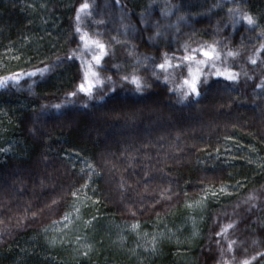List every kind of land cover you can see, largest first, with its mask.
Wrapping results in <instances>:
<instances>
[{
    "label": "trees",
    "instance_id": "16d2710c",
    "mask_svg": "<svg viewBox=\"0 0 264 264\" xmlns=\"http://www.w3.org/2000/svg\"><path fill=\"white\" fill-rule=\"evenodd\" d=\"M84 2L92 8L81 14L82 31L112 53L97 98L50 107L74 90L79 61L35 84L25 78L0 88V264H127L126 254L137 264H223L231 254L216 253L215 240L224 247L228 241L215 226L231 213L228 232L245 229L248 253L263 250L252 241H264V52L256 65L248 60L264 43L260 29L249 31L245 21L234 26L229 0H0V76L65 57L76 47L75 17ZM242 10L264 25V0H243ZM213 42L221 50L217 66L238 72V81L213 76L199 102L180 103L152 76L164 52L181 56L185 44ZM228 50L240 55L227 57ZM133 70L152 84L142 94L120 80ZM172 79L179 85V72ZM83 200L119 243L85 244L88 253L57 246L59 234L48 230L65 213L72 221ZM136 223V234L122 230ZM138 235L156 243L154 252L139 253Z\"/></svg>",
    "mask_w": 264,
    "mask_h": 264
},
{
    "label": "snow or ice",
    "instance_id": "6c2138e0",
    "mask_svg": "<svg viewBox=\"0 0 264 264\" xmlns=\"http://www.w3.org/2000/svg\"><path fill=\"white\" fill-rule=\"evenodd\" d=\"M229 2L234 4V7L229 8L227 11L230 15L231 22L235 26L241 21H245L249 31H255L260 29L259 37L264 39V25H261L259 20L254 17L249 12H244L243 0H229ZM221 4H216L214 7H221ZM92 5L88 2H84L79 6L77 10V15L75 17L76 26L74 28V35L76 36V47L72 48L65 57H57L56 61L49 65L45 64L42 68H35L30 72H19L12 73L7 76H0V88H7L10 84L12 86H19L21 79H30L32 83L35 84L36 77L44 78L48 73L55 71V68L67 61H79L77 68L79 72L78 82L74 90L66 93L64 102L61 104H53L50 107L60 111L62 108L69 104L76 102L77 97H87L89 101L97 98V92L102 90L104 87V79L101 77V72L106 69V58L112 55L109 45L102 42L98 38H93L89 33L82 31L80 23L82 20L81 14L90 15V9ZM97 37L99 33L96 34ZM157 36L160 35L159 31L156 33ZM119 43V41H116ZM218 42L201 44L196 48H191L188 44L183 46V55L176 56L175 53L169 55V53L164 52L161 56L160 62H154L152 64L151 74L156 80H161L165 85H168V91L178 93V102L183 103L188 101L189 97H193L196 102H199V98L203 95L206 86L208 85L209 79L213 76L223 78L227 81H238L240 74L235 72L230 67H218L217 62H221V50L217 47ZM264 52V43L260 44L257 52H254L252 56L248 57L251 64L256 65L258 63L259 53ZM130 55L132 53H129ZM227 57H238L240 55L239 51L228 50L226 53ZM153 59L151 57H145V60ZM259 62L264 63V57H259ZM43 63V62H42ZM137 64L142 62L137 60ZM114 67L119 68L118 65ZM206 69H211L206 71ZM159 70V71H158ZM179 72L181 77V82L179 85L172 87L173 79L175 74ZM247 75V73H245ZM107 80L111 82L110 90L112 92L116 91L117 83L112 80V77H107ZM120 80L131 84L134 86V90L138 93H143L147 89L152 87L146 79L136 74V71L128 74L120 75ZM123 87V84L120 85ZM264 89V81L258 85ZM100 96L99 99H103ZM83 107L87 108L88 104L85 103ZM48 105L42 106V111L48 109ZM91 171H95L93 166L89 165ZM83 171V170H82ZM88 180L91 181V175H88ZM88 185L85 183L82 188L87 189ZM80 189H77L72 193L76 196ZM224 191L223 188L220 190ZM212 195H216L215 192ZM254 196H250L249 199H254ZM203 199H207L204 197ZM191 206V205H187ZM135 216V213H131ZM63 220H68V214L62 218ZM139 227V224H133L132 228L135 230ZM235 224L229 223L223 225L220 231L216 232L218 237H225L229 229H233ZM219 243V241H218ZM237 241L230 240L228 242L227 253L231 254V260H224L223 264H264V251L257 250L252 254L248 253V248L243 246V242L237 247ZM253 246L264 247V241H252ZM225 250L221 249V257L225 256ZM86 255V253H85Z\"/></svg>",
    "mask_w": 264,
    "mask_h": 264
},
{
    "label": "rangeland",
    "instance_id": "374dc122",
    "mask_svg": "<svg viewBox=\"0 0 264 264\" xmlns=\"http://www.w3.org/2000/svg\"><path fill=\"white\" fill-rule=\"evenodd\" d=\"M75 100H77L75 98ZM113 192L116 193V195H118L119 193V188L114 187ZM88 199V198H87ZM120 203V201H119ZM121 204V203H120ZM203 205L200 204L199 207L195 210H193V214H196L198 210H201V207ZM95 209L94 207L90 204V202H88L87 200H83V202L78 206V209L76 211V216H74L73 220L71 221L70 218H68V220H63L61 223L54 225L51 229L48 230L49 233H57L58 235V243L57 246L58 247H64L65 252H75V253H80L81 251L88 253L89 250H91L90 247H84L85 244L87 245H103V246H114L115 244V239L117 238V236H113L112 234L108 235L106 234V230H102L101 229V223H100V218H98V216L96 215V213H94ZM237 212L235 213L236 215L238 214V210H236ZM242 214L244 211H241ZM231 213V212H230ZM233 213L229 214L228 216H232ZM227 215H223L221 216L222 218H220V220L218 221V223L216 224V228L218 227L217 231H220L221 227L223 225L229 224L228 223V217ZM224 220V221H223ZM124 231H130L134 234L135 231L132 227L130 228H126V229H122ZM135 230H138L135 229ZM118 230H116L117 232ZM246 230H235V231H229L226 233V238L225 241L229 242L230 240H235L237 241V245H234V248H237L240 245V242L245 241V240H249V236L247 235V233L245 232ZM255 233V232H254ZM116 234V233H115ZM114 234V235H115ZM138 238L136 239L138 242V251L140 252H154V248L156 247V243L155 242H149L148 240H146L145 235H138ZM99 240V242H98ZM220 242V240H215L216 243V253H218L217 251L221 252V249L225 250V253H227V248L228 245L226 247H224L223 245H221V243H217ZM116 243H119L118 241H116ZM82 249H86V250H82ZM261 251H264L261 250ZM253 252H251L252 254ZM126 260L127 264H137V257L135 254H126V256H123ZM235 264V263H233Z\"/></svg>",
    "mask_w": 264,
    "mask_h": 264
}]
</instances>
